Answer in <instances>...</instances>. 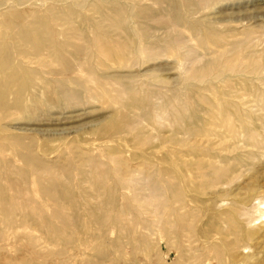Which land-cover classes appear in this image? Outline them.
Masks as SVG:
<instances>
[{
  "label": "rangeland",
  "instance_id": "1",
  "mask_svg": "<svg viewBox=\"0 0 264 264\" xmlns=\"http://www.w3.org/2000/svg\"><path fill=\"white\" fill-rule=\"evenodd\" d=\"M0 264H264V0H0Z\"/></svg>",
  "mask_w": 264,
  "mask_h": 264
},
{
  "label": "bare ground",
  "instance_id": "2",
  "mask_svg": "<svg viewBox=\"0 0 264 264\" xmlns=\"http://www.w3.org/2000/svg\"><path fill=\"white\" fill-rule=\"evenodd\" d=\"M182 4V3H181ZM182 7H185V6H182ZM143 8V7H142ZM184 10V9H183ZM187 11V10H186ZM190 11V10H189ZM188 12V11H187ZM191 15V14H190ZM186 18V17H185ZM196 18V17H195ZM173 25V24H172ZM174 27H176V26H174ZM201 34V33H200ZM113 41V40H112ZM112 43V42H111ZM104 45V44H103ZM103 47H105V45L103 46ZM108 53V52H107ZM117 56V55H116ZM47 57V56H46Z\"/></svg>",
  "mask_w": 264,
  "mask_h": 264
}]
</instances>
